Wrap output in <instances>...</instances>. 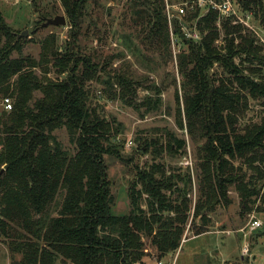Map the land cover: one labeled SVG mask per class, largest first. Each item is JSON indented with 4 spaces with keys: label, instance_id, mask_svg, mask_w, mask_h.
Returning a JSON list of instances; mask_svg holds the SVG:
<instances>
[{
    "label": "trees",
    "instance_id": "16d2710c",
    "mask_svg": "<svg viewBox=\"0 0 264 264\" xmlns=\"http://www.w3.org/2000/svg\"><path fill=\"white\" fill-rule=\"evenodd\" d=\"M237 1L239 9L251 13L264 28V0ZM86 2L60 0L72 27H77ZM160 10H154L150 33L167 49L170 29ZM201 11L195 8L182 21L171 22L174 39L187 47L177 65L186 130L193 143L203 141L196 163L200 198L194 215L204 220V213L216 205H228L231 186L240 195L242 209L248 210L260 198L257 212L264 214V194L260 197L256 187L264 180V118L237 128L248 102L264 98L262 48L243 33L242 25L219 19L215 10ZM182 22L198 33V40L184 34ZM221 32L222 45L217 46ZM22 43L0 11V94L13 100L12 109L0 114V236L9 251L19 255L11 264H143L144 237L161 256L178 250L189 210L187 186L172 201L162 190L175 184L171 177L164 178L159 164H152L150 172L139 174L140 189L128 190L129 212L113 215L104 156L119 157L115 139L120 132L102 110L90 106L85 84L95 79L94 65L68 50L64 55H46L48 41L42 44L38 61L12 58L14 52L21 53ZM49 63L58 74H67L62 82L46 77ZM112 79L120 88V99L137 108L129 97L136 94L137 84L127 76ZM110 80L105 84L112 88ZM35 92L40 97L35 98ZM155 95L143 101L147 112L160 107L159 93ZM62 129L74 145L73 154L56 134ZM166 135L165 147L157 151L154 143L143 144L145 151L154 148L153 159L185 148L184 140ZM237 161L254 175L246 179ZM154 173L161 178L156 180Z\"/></svg>",
    "mask_w": 264,
    "mask_h": 264
},
{
    "label": "rangeland",
    "instance_id": "374dc122",
    "mask_svg": "<svg viewBox=\"0 0 264 264\" xmlns=\"http://www.w3.org/2000/svg\"><path fill=\"white\" fill-rule=\"evenodd\" d=\"M163 2L164 0H87L75 28L65 15L60 0H0V11L14 34L25 30L28 32L27 37L20 38L23 40L21 53L14 52L12 58L20 55L38 61L41 58V46L48 41L51 47L45 52L46 55L52 52L64 55L68 50L76 58H86L94 65L95 79L85 84L90 106L102 110L109 122L115 125L113 127H117L120 132L115 139V143L120 145L119 157L104 156L113 198V215L121 216L129 212L128 190L132 186L140 189L139 174L150 172L152 164H159L164 178L171 177L170 182L175 184L170 190H162L172 201L180 194L178 190L187 186L185 194L189 200V210L182 227L179 249L161 256L150 240L144 237L143 264H170L176 260L178 264H264V240L259 241L264 238V214L257 212V208L261 206L260 198H253L255 204L244 210L241 208L238 191L231 186L227 193L228 205H216L212 212L204 213V220L201 216L194 215L200 198L196 163L203 141L193 143L184 119L182 78L178 74L177 65L178 58L187 54V47L173 39L166 49L158 36L150 33L155 8L159 7L165 14ZM56 16L65 18L64 26L41 27L44 19ZM243 33L255 39L264 56L263 26L252 19L249 28L245 27ZM222 38L221 32L217 46L222 45ZM234 61L236 64L240 63L239 59ZM213 69L215 71L216 68ZM48 70L46 77L54 83L62 82L67 76L58 74L50 63ZM261 71L264 75V67ZM35 72L41 75L39 69ZM120 75L129 77L138 85L134 88L136 94L129 96L137 108L126 105L120 99V88L112 79ZM108 78H111L112 88L105 84ZM155 92L159 93L160 107L156 111L147 112L143 101L147 97L154 99ZM34 97H40V94L35 92ZM3 98L5 96L0 94V114L4 112ZM10 102L13 104L12 99ZM262 118L264 98L251 100L240 116L237 128L241 130L249 125L259 124ZM167 133H173L179 140H184L185 148L176 155L164 152L159 158L153 159L151 152L154 148L145 151L143 144L146 141L152 142L157 151L160 146L165 147ZM56 134L63 146L73 154L74 145L70 144L66 130L62 129ZM235 165L242 168L246 179L249 175H254L243 161H237ZM154 176L156 180L161 178L157 173ZM256 187L260 188L261 197L264 194V180L256 182ZM145 200L146 196H143L141 206L144 210ZM170 217L173 218V215ZM252 218L258 219L263 226L249 234L247 226ZM201 235L212 236L214 241H221L224 245L220 247L216 244L217 248H213L210 238L187 241ZM206 239L208 241L203 245ZM243 242L248 245L249 256L241 255ZM227 248L232 252L227 254ZM18 258L19 255L11 253L6 241L0 236V264H11Z\"/></svg>",
    "mask_w": 264,
    "mask_h": 264
},
{
    "label": "built area",
    "instance_id": "2783aa9c",
    "mask_svg": "<svg viewBox=\"0 0 264 264\" xmlns=\"http://www.w3.org/2000/svg\"><path fill=\"white\" fill-rule=\"evenodd\" d=\"M195 8H200L202 14L207 13L209 10H215L219 14V19H232L236 24H240L243 27L249 28V22L252 20L251 13H244L239 9L237 0H164V12L167 17L171 40L174 39L171 32V22L173 19L181 20ZM182 29L184 34L192 38L193 40H198L199 35L197 32L189 31L187 27L182 22ZM176 40V39H174ZM2 106L5 111H10L12 109V103L9 98H3ZM263 224L256 218H252L248 223L247 230L251 234L254 231L260 230ZM242 257L249 255L248 245L244 244L241 247ZM157 264H164L158 262ZM170 264H174L173 262Z\"/></svg>",
    "mask_w": 264,
    "mask_h": 264
},
{
    "label": "water",
    "instance_id": "95a60500",
    "mask_svg": "<svg viewBox=\"0 0 264 264\" xmlns=\"http://www.w3.org/2000/svg\"><path fill=\"white\" fill-rule=\"evenodd\" d=\"M65 18L63 16H56L53 19H44L43 23L41 24V27H47V26H64L65 25ZM28 32L25 30L21 32L20 34H15L16 40H19L20 38L27 37Z\"/></svg>",
    "mask_w": 264,
    "mask_h": 264
},
{
    "label": "crops",
    "instance_id": "0c3cea01",
    "mask_svg": "<svg viewBox=\"0 0 264 264\" xmlns=\"http://www.w3.org/2000/svg\"><path fill=\"white\" fill-rule=\"evenodd\" d=\"M208 235V234H207ZM207 235H201V236H199V237H194V238H190L189 240H187V241H189V242H191V241H195V240H198V239H202V238H210V240L212 241L211 243H210V245H212V247L213 248H217V245L216 244H218L220 247H223V243L221 242V241H214L213 239H212V236H210V237H207ZM208 239H206L204 242H203V245H205V243L208 241ZM261 240H264V238L263 239H259V241H261ZM187 241L186 242H184V244H186L187 243ZM215 242V243H214ZM245 242H243V244H244ZM243 244L241 245V247L243 246ZM246 244V243H245ZM230 252H232V250L231 249H228L227 248V254L228 253H230ZM249 256V255H248ZM174 260V259H173ZM175 261V260H174ZM192 263H193V261H192ZM174 264H178V260H176V262L174 263Z\"/></svg>",
    "mask_w": 264,
    "mask_h": 264
}]
</instances>
